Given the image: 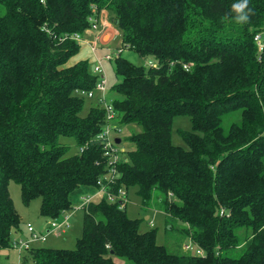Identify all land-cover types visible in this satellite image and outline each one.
Returning a JSON list of instances; mask_svg holds the SVG:
<instances>
[{
  "label": "trees",
  "instance_id": "trees-1",
  "mask_svg": "<svg viewBox=\"0 0 264 264\" xmlns=\"http://www.w3.org/2000/svg\"><path fill=\"white\" fill-rule=\"evenodd\" d=\"M237 2L0 0V257L22 226L10 180L24 204L40 198L39 213L49 221L107 174L97 138L105 108L91 105L82 115L84 95L77 92L93 89L99 76L87 60L68 63L77 41L58 39L83 35L90 17L106 9L121 39L110 54L120 77L110 104L117 128L140 126L126 136L134 147L123 149L110 186L135 188L144 207L163 211L166 233L177 231L204 254L158 244L155 229L139 231L126 202L102 197L82 206L74 248L33 245L20 264H122L116 257L132 264H264V0H249L243 24L232 11ZM124 48L151 59L135 64ZM237 111L239 120L224 127L223 117ZM175 115L190 117L191 130L181 132L187 147L171 142ZM61 137L73 138L78 151L66 156Z\"/></svg>",
  "mask_w": 264,
  "mask_h": 264
},
{
  "label": "rangeland",
  "instance_id": "rangeland-1",
  "mask_svg": "<svg viewBox=\"0 0 264 264\" xmlns=\"http://www.w3.org/2000/svg\"><path fill=\"white\" fill-rule=\"evenodd\" d=\"M255 39L257 43H259V37L256 36ZM117 41L118 39L115 40L114 42L116 43ZM111 51L112 50L110 49H100L98 47L96 48L95 53L98 56V59H100L105 54L110 55ZM122 55L138 65L145 64V60L150 58V57L144 58L129 48H124L122 50ZM80 59L87 60L90 63V65L92 64V62L94 63L92 52L90 51L89 47L84 45L82 42L79 43V50L69 58L68 63L71 64ZM92 59L93 61L91 62ZM101 67H102V74H104L106 80L105 101L110 102L112 96V92H111L112 86L120 79V77L115 74L112 60L109 61L103 59ZM97 96L98 93H96L93 97L83 96L84 104L81 110L82 115H84L87 112L89 106L91 105L103 106L104 101L98 102ZM238 120H239L238 111L233 113H228L223 117L222 124L224 127H227L231 122ZM113 124L115 126L119 125L117 119L113 121ZM191 128H192V124L190 117L188 115L173 116L171 122V142L176 145L187 147V144L183 139L181 132L189 131L191 130ZM137 131H140V126L136 124H126V125L124 124V125H120L119 130H117L116 127L112 126L110 134L113 137H118L119 139H121V142L118 144L119 148H122L124 150H129L134 147V144L129 140H127L126 136L131 134L132 132H137ZM60 141L68 145V148L65 151L66 156L72 155L78 151V146L75 144L73 138L61 137ZM121 156L124 157V154L122 153ZM8 189L13 204L22 219L23 231L27 232L26 224L29 222L33 223L35 226H37L39 220L44 222L43 219L44 217L41 216L39 213L40 198H34L29 202V204L26 205L21 200L20 186L16 181L10 180L8 183ZM82 194L89 195L91 194V192L90 191L88 192L86 189H83L81 191V194H79L77 198L81 199V197L83 196ZM125 210L129 217L138 219L139 231H147L153 228L155 229V233H156L155 240L158 244L165 245L171 251L183 250L181 247L187 241L184 239H183L184 241L183 240L180 241L181 238L180 236L182 235H177L176 233L177 231L175 233L174 232L166 233L165 215L163 211L155 208L154 206L144 207L141 203L140 197L137 195L135 191V188H130L128 190ZM82 215H83V210L81 207L78 208L71 215L70 227L65 233L56 234L51 232L46 236V239L44 241H40V240L35 241L33 242V245L53 247V248H68V249L74 248L76 238L81 235V231H82ZM177 227L178 228L182 227V223L180 221L177 222ZM239 234L241 235L242 232L239 231ZM177 241L181 242V244H178ZM115 259L117 262H120L122 264H132L131 262L123 260L118 257H116ZM12 261L13 262L18 261V251L11 250L9 252V250L7 249L3 250L0 257V264H6L7 262H12Z\"/></svg>",
  "mask_w": 264,
  "mask_h": 264
},
{
  "label": "built area",
  "instance_id": "built-area-1",
  "mask_svg": "<svg viewBox=\"0 0 264 264\" xmlns=\"http://www.w3.org/2000/svg\"><path fill=\"white\" fill-rule=\"evenodd\" d=\"M90 20L91 26L89 27V29L95 31L98 34V32L101 30L98 19L95 17H90ZM43 29L46 32L52 34L51 31L46 27H43ZM58 39L61 41L65 39H73L78 43L84 40L83 35L77 32L71 34H64ZM111 58L112 56L109 54L104 55V59L106 60H110ZM93 64L94 67L92 71L98 74V81L96 82L93 89L89 91L81 90L77 92H79L81 95L88 97H93L96 93H98L97 99L100 100V102L104 101L103 107L105 108L106 122L102 127L100 133L97 135V138L102 139L103 141V151L104 155L107 157V174L97 181L98 187L95 191H93V193L82 196L78 203L74 204L70 210L63 211L60 217L50 219L48 221L46 229L43 232L37 231L31 223H27L26 230L28 232V236L13 238L12 249L18 251V261L12 264H20L19 257L22 254V251L32 247L33 242L39 240L44 241L46 239V236L51 232L56 234L65 233L70 227V217L72 213L78 208H81L87 202H96L102 197H104L110 202L118 201L121 205L127 202V192L123 187H120L116 191H114L113 188L110 186V184L115 181V178L117 176L116 165L123 159V157L121 156L123 149L119 148L118 144L114 141L115 137L111 136L110 134L112 126L116 127L117 130H119V128H117V126L113 124V121L115 120V113L112 108V105L110 104V102L105 101L106 80L104 74H102L101 63L100 61H97ZM182 249L185 252L196 255L204 254L202 248H200L196 244H193L190 241L184 243Z\"/></svg>",
  "mask_w": 264,
  "mask_h": 264
},
{
  "label": "crops",
  "instance_id": "crops-1",
  "mask_svg": "<svg viewBox=\"0 0 264 264\" xmlns=\"http://www.w3.org/2000/svg\"><path fill=\"white\" fill-rule=\"evenodd\" d=\"M97 19L99 21L101 30L97 34L95 31H93L89 28L86 29L83 32L84 40L82 41V43L89 47L90 51L93 54L94 62L100 61V63L102 64V60L104 59V55L102 56V58L98 59V56L95 53L96 48L99 47L100 49H110V50L114 51L115 49L120 47L121 39H120L119 31L116 28V26L114 25L108 10L101 9L97 14ZM117 39H118V41L115 43L114 41ZM114 43H115V45H114ZM112 51H111V53H112ZM93 59L91 60V62L93 61ZM109 61H111V60H109ZM92 64H93V62H92ZM90 192L93 193V191H90ZM76 200H78L77 197H75L74 201H76ZM43 219H44V222L39 220L37 226H35L33 223H31L29 221H27V222L31 223L38 231L43 232L48 225V219H46V218H43ZM13 236L14 237H27L28 233L26 231H23V225H22L21 229L19 231L14 232ZM7 250H9V252H10L13 249H7ZM11 263H14V262L13 261L7 262L6 264H11Z\"/></svg>",
  "mask_w": 264,
  "mask_h": 264
},
{
  "label": "clouds",
  "instance_id": "clouds-1",
  "mask_svg": "<svg viewBox=\"0 0 264 264\" xmlns=\"http://www.w3.org/2000/svg\"><path fill=\"white\" fill-rule=\"evenodd\" d=\"M249 0H239L232 5V11L236 14L235 20L237 23H247L252 9L248 7Z\"/></svg>",
  "mask_w": 264,
  "mask_h": 264
},
{
  "label": "water",
  "instance_id": "water-1",
  "mask_svg": "<svg viewBox=\"0 0 264 264\" xmlns=\"http://www.w3.org/2000/svg\"><path fill=\"white\" fill-rule=\"evenodd\" d=\"M94 64H91V70H93ZM120 139L119 138H115V142L119 143Z\"/></svg>",
  "mask_w": 264,
  "mask_h": 264
}]
</instances>
